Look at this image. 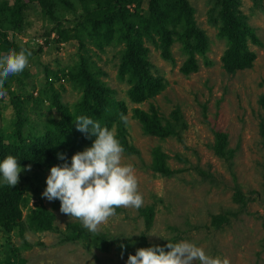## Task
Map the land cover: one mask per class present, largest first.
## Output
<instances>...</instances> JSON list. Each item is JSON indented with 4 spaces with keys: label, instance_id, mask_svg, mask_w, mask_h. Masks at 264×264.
<instances>
[{
    "label": "rangeland",
    "instance_id": "374dc122",
    "mask_svg": "<svg viewBox=\"0 0 264 264\" xmlns=\"http://www.w3.org/2000/svg\"><path fill=\"white\" fill-rule=\"evenodd\" d=\"M24 1L27 8L20 32L12 31V35L11 30H7V35L20 47L32 52L26 67L32 78L27 81L35 83L34 93H37L39 85L44 82L43 67L54 71L72 67L78 61L80 49L72 40L61 44L50 42L46 46L47 34L50 33V40L55 38L51 29L56 22L41 13L36 1ZM53 1L56 2L58 21L64 27L70 26L81 13L77 0H68L74 9L58 0ZM188 1L195 9L197 25L205 30L210 39L206 56L211 64H201L197 73L184 77L179 73L183 57L178 45L172 48L175 65L163 61L159 52L148 45L153 70L166 82L165 89L153 100L131 104L126 96L127 86L116 77L118 49L107 48L104 53H97L89 47L91 59L107 75L103 80L116 91L117 99L124 100L128 105V140L139 155L124 153V163L132 164L136 170L143 206L138 210L118 208L116 216L100 226L97 233L104 235L107 241H117L107 251L81 241L62 243L58 231L25 230L20 235L18 229L9 234L0 229V264H127L126 252L117 246L125 240L135 246L141 235L153 245L187 240L203 247L213 257L229 258L231 264H264V140L261 134L264 108L259 103L264 96V49L250 46L256 54L253 67L234 75L225 73L220 62L225 46L217 39L216 29L207 23L208 1ZM241 3L249 25L264 42V0L260 8H255L251 0H241ZM146 4L147 0L144 9ZM8 27L6 23L0 24L1 30ZM0 54L5 52L0 51ZM62 84L65 88L63 101L69 105L76 103L79 98L77 91L65 82ZM55 87L59 88V83ZM17 90L13 83L10 91ZM150 104L166 119L179 108L181 122L185 124L183 128L181 122L178 124L180 139L170 137L161 140L142 133L139 123L132 117V109L147 111ZM13 116L9 97L0 98V127H9ZM29 118L38 120L33 113L29 114ZM214 131L225 132L228 148L234 150L231 170L210 148L214 142ZM156 147L168 155L169 167L179 171L173 177H160L150 170L151 152ZM176 155L186 158L187 162H179ZM198 170L211 174L215 184L202 180ZM49 174V171L31 168V171L20 173L18 184L25 187V178L32 180L33 185L26 193L34 195L32 188H38L42 205L54 214V227L66 233L69 224L82 223L61 213L59 200L48 201L42 197ZM235 186L253 200L244 205L235 203L232 200ZM36 200L32 197L29 207H35ZM149 206L154 211V217L150 226L146 227L140 210ZM213 215H222L227 222L217 227L211 222Z\"/></svg>",
    "mask_w": 264,
    "mask_h": 264
},
{
    "label": "trees",
    "instance_id": "16d2710c",
    "mask_svg": "<svg viewBox=\"0 0 264 264\" xmlns=\"http://www.w3.org/2000/svg\"><path fill=\"white\" fill-rule=\"evenodd\" d=\"M34 1L48 20L56 22L51 29L55 38L50 40V33L47 34L46 46L50 42L61 44L72 40L79 46V57L72 67L54 71L44 66V82L39 85L37 93H34L35 83L32 80L27 81L32 78L29 69L25 68L22 73L7 78L4 88L13 106L14 116L9 127H0V162L6 156L13 155L19 160L21 167L31 165L33 169L50 172L51 167L65 162L58 159V153H63L70 164L72 156L91 147L95 139L77 130L74 123L77 116L92 118L109 129L115 125L117 138L125 149L124 153L139 155V151L128 140L127 125L120 120L121 113L127 116L128 105L124 100L117 99L116 91L103 80L107 75L91 59L89 47L97 53H104L107 48L118 49L116 77L127 86L126 96L133 105L153 100L166 86L165 79L153 70L148 45L153 46L159 52L160 58L171 65L176 64L172 48L175 44L178 45L183 57L179 73L184 77L197 73L201 64H211L206 56L210 39L205 30L197 25L195 9L188 0H147L145 9V0H77L81 13L68 27L58 21L55 1L30 0ZM58 1L74 9L68 0ZM207 1V23L216 29L217 39L225 46L220 58L225 73L234 75L238 71L252 68L256 54L250 46L264 49V42L249 25L241 10V0ZM251 1L255 8L262 5V0ZM26 8L27 3L24 0H0V24L6 23L9 26L6 30L0 29V51L7 53L10 49L17 52L21 50L22 47L13 38L9 39L7 30H11L12 35V31L20 32ZM40 51L41 48L38 52ZM64 82L79 94L77 102L72 105L63 101ZM13 83L19 90L10 91ZM57 83L59 88L55 87ZM259 103L264 108V96ZM30 113L37 116V122L29 118ZM132 117L146 136L161 140L170 137L180 139L177 128L181 122L179 108L166 119L150 104L147 111L133 108ZM180 124L182 128L185 126L182 122ZM261 131L264 140V124ZM213 137L214 142L210 148L230 169L234 150L228 148L227 134L214 131ZM168 159V155L159 147L154 148L149 165L153 174L170 178L179 172L169 167ZM176 159L187 162L180 155H176ZM198 172L202 180L215 184V178L211 174L201 170ZM25 181V187L17 184L13 188L3 184L0 176V229L3 232L9 234L18 229L22 235L25 230L58 231L62 243H92L102 251L109 250L117 242L107 241L104 235L94 234L80 223L69 224L66 233L59 231L53 225L54 214L42 205L38 197L39 189L32 188L34 195L27 194L26 191L33 184L28 177ZM234 190L232 200L235 203L244 205L245 202L253 200L243 195L237 186ZM32 197L37 199L33 208L29 207ZM140 213L144 216L145 226L149 227L154 217L152 207L141 209ZM211 217L212 224L217 227L227 222L222 215ZM135 242L137 244L132 246L125 240L117 246L126 252V259L130 254L135 255L138 248L154 246L147 242L144 235ZM166 245L158 244L168 251ZM14 251L17 253V249Z\"/></svg>",
    "mask_w": 264,
    "mask_h": 264
},
{
    "label": "clouds",
    "instance_id": "9594fccd",
    "mask_svg": "<svg viewBox=\"0 0 264 264\" xmlns=\"http://www.w3.org/2000/svg\"><path fill=\"white\" fill-rule=\"evenodd\" d=\"M31 55L24 48L0 54V98L7 96L4 88L7 78L22 73ZM120 120L127 125L128 117L123 113ZM74 123L78 131L95 139L91 147L75 153L70 164L65 154L58 153V159L65 162L51 167L42 197L48 201L59 200L61 213L78 219L95 234L101 225L116 216L118 208L138 210L144 199L134 166L124 163L125 149L117 138L116 126L102 127L99 121L87 116H77ZM22 171H31V165L22 168L13 155L0 162V176L7 186L15 188ZM166 248L169 250L158 245L138 248L135 255L128 256L127 264H231L229 258L213 257L203 247L187 240L168 242Z\"/></svg>",
    "mask_w": 264,
    "mask_h": 264
}]
</instances>
